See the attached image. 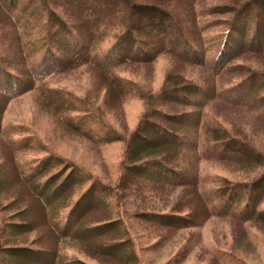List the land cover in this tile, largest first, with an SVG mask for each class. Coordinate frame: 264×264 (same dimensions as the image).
<instances>
[{
  "label": "rangeland",
  "instance_id": "obj_1",
  "mask_svg": "<svg viewBox=\"0 0 264 264\" xmlns=\"http://www.w3.org/2000/svg\"><path fill=\"white\" fill-rule=\"evenodd\" d=\"M21 1L24 7L34 4L33 11L43 0ZM137 1L163 5L181 22L194 46L205 53L207 59L215 57L216 44L225 38L230 14L199 12V30L191 34L187 0ZM242 1L205 0L196 5V10L198 14L201 8ZM66 2L49 0L51 8L72 18L79 6ZM44 5L36 10L44 9ZM19 11H13L12 16L3 9L0 11V53L5 57L7 69L18 71L23 79L30 78L29 84L20 85V89L27 90L16 94L19 86L12 82H19L17 79L9 81L11 72L0 68V82L3 80V85L13 91L7 93L10 95L7 99L0 94V236L7 234L5 231L11 223H18L23 217L22 221H33L36 217L38 229L23 233L16 241L20 245H29L36 240L44 244L50 242L39 202L17 177V164L30 161L38 164L50 159L51 163L40 177L42 182L50 175L64 173L65 165L71 163L86 172V177H95L116 188L108 201L112 204L106 208L98 207L86 217L85 224L90 227L117 220L119 232H110L103 241L126 239L131 245L126 249L130 255L123 257V254L113 253L105 256L95 252L93 245L89 249L81 241L67 240L68 255L83 264H130L129 259L135 258L139 259V264H264V223L242 218L239 211L236 215L234 210L225 213L220 207L221 197L217 198L218 187L251 183L264 174V89L259 90L256 100L250 95L247 104L243 105H237L239 102L229 95L248 83L249 80L238 82L251 71H256L264 81V55L244 53L238 56L234 63L246 67L240 73H229L216 79L215 90L218 88V92L205 109L206 119L221 129L219 136L236 137L241 143L248 144L251 147L248 149L254 151V162L240 163L220 154L210 158L204 156L198 165L201 180L198 194L193 187L161 186L141 181L137 175L128 178L124 187L127 189L123 191L119 182L124 161L127 162L126 150L145 112L152 105L172 114L189 111L181 104L154 101L152 97L165 86L179 83L182 77L214 88L209 83L210 75L202 65L184 63L166 53L147 63L116 65L105 71L108 73L91 65L64 72L40 69L47 55L49 12L44 10L33 20V27L26 29V19ZM193 25L197 27L195 23ZM106 31L100 42L98 54L101 57L112 48L115 37L123 28L109 26ZM34 67L38 74L33 72ZM110 76L121 80L124 95L105 82ZM105 134L109 136L106 139ZM112 136L119 139L108 141ZM26 143L29 146L22 147ZM199 151H203L202 146ZM25 170L28 171V167ZM87 184L85 181L76 189L73 197L77 198ZM259 206L264 208L263 194ZM210 210L214 211L213 215ZM151 212L169 216L151 217ZM29 214L32 218L27 220L25 215ZM170 215L191 220L184 222ZM161 221H175L179 225L168 226ZM2 245L0 241V258H6ZM131 255L134 257L129 258Z\"/></svg>",
  "mask_w": 264,
  "mask_h": 264
},
{
  "label": "trees",
  "instance_id": "obj_2",
  "mask_svg": "<svg viewBox=\"0 0 264 264\" xmlns=\"http://www.w3.org/2000/svg\"><path fill=\"white\" fill-rule=\"evenodd\" d=\"M66 1L69 5L79 6L72 18L51 8L49 0L40 1L33 11L32 3L24 7L21 0H0V11L3 9L8 16H12L13 11L20 9L18 13L25 17L26 29L33 27V20L44 10H48L46 21L48 42L45 49L47 55L43 58L40 69L64 72L81 65H91L105 72L119 64L147 63L166 53L184 63L202 65L205 72L210 75L209 83L214 86L209 89L199 82L186 81L184 80L186 78L182 77L179 83L165 86L159 94L152 97L154 101L181 104L189 111L172 114L152 105L145 112L128 143L127 162L124 161L119 182L121 190L127 189L124 187L130 176L137 175L141 181L146 180L161 186L172 185L180 189L193 187L192 190L198 194L201 182L198 165L204 156L210 158L220 154L240 163L254 162L253 159L256 157L254 151L248 149L251 148L248 144L241 143L236 137L219 136L221 129L206 119L205 109L218 92V88L215 90L216 79L229 73H240L246 67L241 64L242 67H239L234 63L238 56L244 53L264 55V0L217 4L199 9L198 14L196 5L205 0H187L190 4L191 34L199 30L197 22L199 12L231 15L226 22L228 28L225 38L216 44L217 52L211 59H207L205 53L194 46L181 22L161 4L137 0ZM43 3L46 7L36 10V7L43 6ZM109 26L121 27L123 31L117 34L112 48L101 57L98 54L101 50L100 42L105 38ZM7 66L5 57L0 53V68L11 72L9 81L17 79L19 82H12L19 86L16 94L25 92L27 89L24 87L20 89V85L29 84L30 78L23 79L18 71L13 69L12 72ZM35 69L33 72L38 74V70ZM255 72L251 71L245 79L238 82L249 80L248 83L229 94L239 102L237 105L247 104L250 95L256 100L259 97V90L264 89L262 76ZM107 80L105 82L113 86L120 95L125 94L118 77L110 76ZM7 93H12L10 88H0V94L6 99L10 97ZM196 95L199 99L195 97ZM250 104L254 105L251 102ZM147 130L150 131L148 134L145 133ZM108 137L105 134L104 138ZM118 139V136H112L108 141ZM24 146L29 144L26 143L22 147ZM200 146L203 147L202 152L199 151ZM219 150L222 152L215 153ZM50 163L48 159L38 164L33 161L23 165L17 164V177H20L18 179L27 186L40 204L50 242L44 244L36 240L29 245H20L16 241L17 237L35 231L40 226L36 217L33 221H22L23 217L18 223L8 225L5 231L7 234L0 236L3 254L6 256L0 258V264H83L81 260L68 255L67 240L81 241V244H85L84 246L89 249L90 245H93V250L101 255L111 256L118 253L123 254V257L129 256L130 252L126 249L131 245L126 239L121 238L109 243L103 241L110 232H119L117 226L120 223L117 220L90 227L85 224L86 217L98 207L106 208L108 204H112L108 201L116 193V188L95 177H86V172L71 163L65 165L64 173L50 175L42 182L40 177ZM182 165L187 166L181 167ZM25 167H28V171ZM85 181L88 184L82 188L80 195L77 198L73 197L76 189ZM217 192V198L221 197L220 207L225 213L234 210L233 214L236 215L239 211L242 218L264 223V208L259 206L260 197L264 195V174L256 177L251 183L240 186L226 184L218 187ZM213 212L210 210V214L213 215ZM154 214L151 212L149 216L156 218L169 216ZM170 216L184 222L191 220L189 217L183 218L184 216L182 218ZM25 217L29 220L32 215ZM161 222L173 227L179 225L175 221ZM99 239L102 241L99 242ZM133 257L131 255L129 258ZM129 260L130 264H139L138 258Z\"/></svg>",
  "mask_w": 264,
  "mask_h": 264
}]
</instances>
